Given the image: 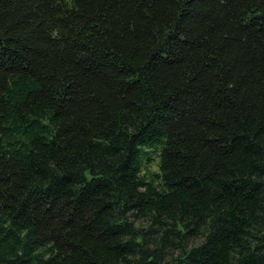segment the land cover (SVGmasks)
I'll return each instance as SVG.
<instances>
[{
  "label": "trees",
  "instance_id": "trees-1",
  "mask_svg": "<svg viewBox=\"0 0 264 264\" xmlns=\"http://www.w3.org/2000/svg\"><path fill=\"white\" fill-rule=\"evenodd\" d=\"M0 264H264V0H0Z\"/></svg>",
  "mask_w": 264,
  "mask_h": 264
},
{
  "label": "rangeland",
  "instance_id": "rangeland-1",
  "mask_svg": "<svg viewBox=\"0 0 264 264\" xmlns=\"http://www.w3.org/2000/svg\"><path fill=\"white\" fill-rule=\"evenodd\" d=\"M154 163H155V162H153V163L151 164V166H150V168L153 169V170H155V168H156Z\"/></svg>",
  "mask_w": 264,
  "mask_h": 264
}]
</instances>
